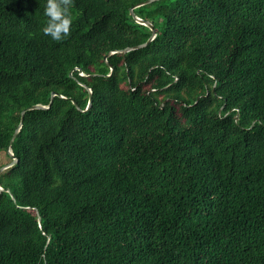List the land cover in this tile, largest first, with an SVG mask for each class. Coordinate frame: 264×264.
<instances>
[{
    "label": "trees",
    "instance_id": "trees-1",
    "mask_svg": "<svg viewBox=\"0 0 264 264\" xmlns=\"http://www.w3.org/2000/svg\"><path fill=\"white\" fill-rule=\"evenodd\" d=\"M146 1L0 0V264H264V0Z\"/></svg>",
    "mask_w": 264,
    "mask_h": 264
},
{
    "label": "clouds",
    "instance_id": "clouds-1",
    "mask_svg": "<svg viewBox=\"0 0 264 264\" xmlns=\"http://www.w3.org/2000/svg\"><path fill=\"white\" fill-rule=\"evenodd\" d=\"M73 0H47L45 14L48 17L43 28L45 34H50L55 40H63L70 35L73 14Z\"/></svg>",
    "mask_w": 264,
    "mask_h": 264
},
{
    "label": "water",
    "instance_id": "water-1",
    "mask_svg": "<svg viewBox=\"0 0 264 264\" xmlns=\"http://www.w3.org/2000/svg\"><path fill=\"white\" fill-rule=\"evenodd\" d=\"M155 1H158V0H148V1H146V2H142V3L137 4L136 6H134V7L131 9V15L134 17V19H135L139 24L147 26V27L152 31V36L150 37V39L148 40V42L145 43V44H142V45H139V46H136V47H133V48H126V49L120 51L122 54H126V53H128V52H130V51H132V50H137V49L144 48V47H146L150 42H152L153 39L155 38L156 34L158 33V30L155 29L153 23L150 22V21L144 20V19H142V18H140V17H138V16H136L135 13H134V10H135V9H137V8H139V7H141V6H144V5L151 4V3L155 2ZM114 53H116V52H112V53H110L109 55H112V54H114ZM111 71H113V69H112ZM82 76H85V75L83 74ZM55 96H58V94H56V93H53V94H52L50 105H52ZM60 96H61V95H60ZM61 97L64 98V96H61ZM73 103L76 105L77 108H79V106H78L77 103H75V102H73ZM91 105H92V96L90 95L88 108H89ZM49 107H50V106L35 105V106H33V107L27 108L26 110H24V111L22 112L21 124H20L18 130L15 132V134H14V136H13V139L11 140L10 145H9V148H8V154L12 157L13 161H12L11 163H9V164H7V165L1 167V168H0V174H1L3 171H5L6 169L12 167V166L18 161L17 157L14 155V153H13V151H12V149H11V146H12V144H13V141H14L15 138H16V135L18 134V132H19L20 129H21V126H22V123H23V121H24V118H25V114H26V112L29 111V110H35V109H48ZM88 108H87V109H88ZM2 191H3V188L0 186V193H1Z\"/></svg>",
    "mask_w": 264,
    "mask_h": 264
},
{
    "label": "rangeland",
    "instance_id": "rangeland-1",
    "mask_svg": "<svg viewBox=\"0 0 264 264\" xmlns=\"http://www.w3.org/2000/svg\"><path fill=\"white\" fill-rule=\"evenodd\" d=\"M81 75H83V73H81ZM12 161V157L10 155H8L5 152H2L0 154V167H3L9 163H11Z\"/></svg>",
    "mask_w": 264,
    "mask_h": 264
}]
</instances>
